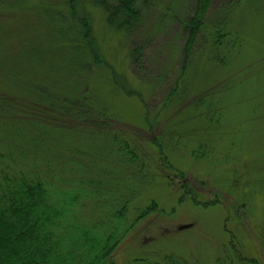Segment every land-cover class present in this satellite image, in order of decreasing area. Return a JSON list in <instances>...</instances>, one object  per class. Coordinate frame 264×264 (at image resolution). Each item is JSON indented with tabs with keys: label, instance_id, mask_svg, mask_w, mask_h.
Wrapping results in <instances>:
<instances>
[{
	"label": "rangeland",
	"instance_id": "rangeland-1",
	"mask_svg": "<svg viewBox=\"0 0 264 264\" xmlns=\"http://www.w3.org/2000/svg\"><path fill=\"white\" fill-rule=\"evenodd\" d=\"M59 1L0 0V109L73 144L50 168L93 193L91 222L120 220L114 262L264 264V0H213L210 24L226 20L229 35L215 45L208 30L187 58L178 20L194 0L142 3L131 31L108 25L97 0H75L74 18ZM4 127L0 140L17 143Z\"/></svg>",
	"mask_w": 264,
	"mask_h": 264
},
{
	"label": "trees",
	"instance_id": "trees-1",
	"mask_svg": "<svg viewBox=\"0 0 264 264\" xmlns=\"http://www.w3.org/2000/svg\"><path fill=\"white\" fill-rule=\"evenodd\" d=\"M148 1L97 0L106 13V23L128 31L139 23L140 5ZM212 1L194 0L193 12L178 20L179 26L188 35L184 50L186 58L197 37L207 35L208 30H214L209 37L215 45L220 44L225 34L229 35L225 32L227 18L216 25L210 24L208 16ZM239 1L244 0H230L226 9L230 11ZM59 2L65 5L71 18H74L79 9L77 1ZM75 21L82 29L84 40L89 23L83 18ZM132 53L136 56L137 50ZM16 107L12 105L8 112L5 108L0 109V128L2 125L8 126L15 137L20 138L16 137L17 143L3 136L4 140H0V264H118L114 262L112 253L120 244L123 233H126L120 220L116 225L109 226L96 220L91 222L93 216H86L84 211L82 214V210L88 205L86 199L92 197L93 193L85 186H74V179L69 177L71 174L67 169L55 172L50 168L51 161L67 164L70 158L67 154L76 152L73 144L63 137L64 132L56 129L51 132H58L60 137L66 139L68 147L60 146L57 141L61 138H56V141L39 138L34 132L36 115L21 117ZM47 123L44 122L49 125ZM85 125L86 122L83 127ZM101 126L104 129L107 127L105 123ZM94 127L101 129L100 126ZM6 131L9 132L8 129ZM86 133H93V130ZM49 134L46 132L42 137H48ZM113 139L117 141L115 136ZM125 144L118 150L121 157L128 160L127 164L133 165L137 156L134 149ZM65 150L66 153H63ZM166 167L171 169L167 164ZM175 175L179 179L184 177L179 172ZM149 211H144L140 217ZM116 216L121 219L123 214L113 213L112 217L117 220ZM127 264L143 263L136 261Z\"/></svg>",
	"mask_w": 264,
	"mask_h": 264
},
{
	"label": "water",
	"instance_id": "water-1",
	"mask_svg": "<svg viewBox=\"0 0 264 264\" xmlns=\"http://www.w3.org/2000/svg\"><path fill=\"white\" fill-rule=\"evenodd\" d=\"M188 228H190V226H189V225H187V226H182V227H179V228H178V230H179V231H181V230H185V229H188Z\"/></svg>",
	"mask_w": 264,
	"mask_h": 264
}]
</instances>
